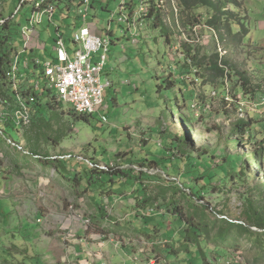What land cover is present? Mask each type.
Masks as SVG:
<instances>
[{
    "label": "rangeland",
    "instance_id": "374dc122",
    "mask_svg": "<svg viewBox=\"0 0 264 264\" xmlns=\"http://www.w3.org/2000/svg\"><path fill=\"white\" fill-rule=\"evenodd\" d=\"M78 1L64 0L61 10L55 8L50 24L45 20L35 27L46 52L53 54L56 27L64 37L71 38L72 28L82 24L85 7L78 5ZM235 1L238 13L243 17L242 31L245 32L240 40L225 32L221 33V38L216 30L203 23L194 21L190 26L195 28L192 29L193 40L197 39L196 43L191 40L189 45L191 55L198 53L201 58L217 54L218 60L226 63L228 77L208 86L205 85L208 75L203 71L195 74L197 67L191 62L188 50L179 47L178 34L171 36L169 32L168 36L172 37L169 43L165 26L154 28L147 22L132 42L129 35L119 34L121 26L116 24L120 0H94L88 7L85 23L97 25L104 37L107 31L112 33L106 66L100 75L102 83L106 80L112 83L104 92L102 114L107 121L101 122L97 114L88 116L87 121L78 119L69 104L61 103L59 123L69 131L60 145L45 147L48 154L59 159L72 156L86 163L91 160L101 168L106 164L110 167L124 165L122 168L131 166L138 171V158L142 155L149 153L150 158V154H155L157 160L161 159L158 157L163 156V138L171 140L176 136L177 142L185 137L188 139L185 147L180 148V152L173 150L170 157L168 155L172 164L170 170H165L173 173L169 180L176 192L178 187L181 188L179 180L184 178L177 172L185 174L200 168V172L214 175L215 188L203 196L212 216L236 221L246 208L247 198L252 199L258 209L264 208V157L260 168L251 158L264 144V0ZM32 4V0H0V14L12 13L14 22L25 26ZM133 4L137 10L140 0H133ZM193 13L202 21L210 16L205 9ZM108 21L111 23L107 24ZM14 44L16 51L22 49L19 34L15 36ZM48 52L41 58L43 61H52ZM30 56L31 53L26 51L22 58L30 59ZM20 72L33 88L36 84L38 90L43 88L44 103L48 91L40 68L33 67L30 62L28 67L21 64ZM243 77L248 82L246 85ZM164 80L173 81L174 87L165 88ZM0 104L8 115L10 105ZM237 121L249 123L250 133L233 134ZM4 123L5 120L0 118V130L9 139L0 143V227H7L12 216L16 222H21L20 226L25 225L21 233L20 226L13 230L21 234L22 241L11 242V245L6 240L0 241V254L4 253L5 261L30 264L28 258L22 263L15 256V248L29 254L33 251V264H179L177 260L183 259L184 255L172 261L165 259L160 251H152V241L134 233L142 230L150 234L153 230L150 221L157 220L160 236L174 241L182 225L179 219L161 215L167 212L166 204L174 194V189L166 187L167 177L162 174V169L150 163V168L143 169L149 178L142 180V184L146 186L147 197L151 196L155 201L149 208L159 206L158 212H149L143 217L141 212L134 210L136 201L140 200L135 197L140 194L141 186L129 181L116 188L115 192L119 194L110 202L102 198L100 211L105 217L103 221H93L91 218L99 212L96 203L100 198L96 201L92 193L71 187L53 168L42 167L32 157L23 161L16 153L24 146L22 134L2 125ZM181 124L184 126L179 127ZM129 158L131 162H128ZM180 159L182 163L178 162V167L175 160ZM78 161L72 160L71 164ZM242 161L244 171L240 168ZM220 172L245 173L238 177V183L232 182L229 176L225 187L220 188ZM162 190L167 191L163 194ZM175 196L180 200L178 208L188 214L190 203L185 202L179 192ZM221 211L223 213H219ZM153 213H158L159 217ZM147 219L151 220L145 225L143 220ZM159 241L164 242L161 238ZM7 247L13 248L4 250ZM248 247L241 243L237 250L228 249L219 261L212 255L209 259L212 264H264V259H256L255 251L249 252Z\"/></svg>",
    "mask_w": 264,
    "mask_h": 264
},
{
    "label": "trees",
    "instance_id": "16d2710c",
    "mask_svg": "<svg viewBox=\"0 0 264 264\" xmlns=\"http://www.w3.org/2000/svg\"><path fill=\"white\" fill-rule=\"evenodd\" d=\"M93 1L94 0L90 1L91 5ZM81 2L82 0H79L78 5H80ZM62 3H64V0H47V4H53L55 8L59 10L62 9ZM178 4L181 9V21L184 26H186V24H193L194 21L196 23H203L216 30L221 38V33L225 32L231 37L235 35L234 37L238 38V40H240L245 33L242 31V28H244L242 22L243 17L238 13V5L235 0H178ZM200 9H205L210 13V16H207L204 21L201 20V17H194L193 12ZM151 15H153V21L150 23V26L154 28L160 27L162 24L159 14L157 12L153 13L151 9L149 17H151ZM197 15L200 16V14ZM186 18H188V20ZM14 19L15 16H12V13H6L5 15L3 13L0 14V103L4 102V104L10 105V113L13 111L16 104L14 101V93L11 89V82L6 78V72L9 70L12 58L16 52L14 39L18 34L19 25L14 22ZM168 33L169 31L167 29L166 41L170 43ZM189 47L190 46L185 43H182L180 46V48L188 50L187 54L191 57V62L197 67L195 74L203 71L208 75L205 85L214 86L217 80H223L225 77H228V73L225 71L226 63L219 61L217 54H213L210 57L203 56L198 58V53L191 55ZM31 64L35 67L34 63ZM243 82L245 85L248 83L244 77ZM179 83L181 82H178V84ZM174 85L175 83L173 81H165L164 84L165 88L168 89L173 88ZM42 91L43 88L41 90L32 89L28 81H26V85H24L21 90L22 98L25 103H27L32 114L31 124L29 126L16 128L9 120L5 121L6 123L2 125L14 129L17 134H22L24 146L22 149H17L16 153L18 152L23 161L32 157L36 162L40 163L42 167L53 168L56 175L63 181H66L71 187H76L82 192L86 191L92 193L95 195L94 198L96 201L100 198V201L96 203L99 212L91 218L93 221H103L102 219L105 217V213L102 210L100 211L102 207V198H106L107 201L110 202L113 196H118L119 194H116V188L121 187V184L129 183V181H134L141 186V189H138L141 191L140 194L135 197V199H140L136 201L134 206L136 212H141L144 217V215H148L149 212L151 213L159 209V206H156L155 209L149 208L152 207L155 201H153L154 199H152L151 196L147 197L148 193H146V186L142 184V180H147L149 178V174L144 172L143 169L150 168L148 167V163H150L159 167L160 170L162 169V174L167 177L165 183H167L168 186L166 187L174 189L172 198H170L166 204L167 212L161 215L182 221V225L179 226V230L176 232L175 240L173 241L164 239L163 235L160 236V229L157 228L158 226L156 224L157 220H143L145 225L151 220L150 222L153 224L152 232L149 234L148 232L139 230L134 233L142 234L149 241H152V251H156L155 253L160 251L165 259L170 261L175 260L179 255H184L182 260H177L179 264H212L209 255H212L216 261H219L228 249L237 250L241 243H246L249 246L247 249L249 252L255 251L256 259H264V208L258 209L254 205L252 199L249 200L247 198L246 208L236 221L228 220L226 217L218 219L212 216L211 213L208 212V204L205 205L203 202V196L205 194H210L215 188L212 183L214 175H211L210 172H200V168H196V172H185V174L177 172L181 177L184 175L183 180H179L178 182L181 188L178 187L177 192L181 193V197L184 198L185 202L188 201L187 203H190L187 205L189 210L188 214H183V211L178 208L180 200L176 198V189L169 180L173 173L165 172V170H170L169 165L172 164V161L169 159L171 156L170 152L173 150L180 152V148L185 147L188 142L187 138H180L177 142L175 141L178 140L176 136H173L171 140L170 138H163L164 140L161 148L163 156L158 157L161 159L157 160L155 154H153L154 156L150 154L151 157L149 158V153L146 152L147 154L138 158V160H140L138 162L140 170L138 171L131 166L122 168L124 165L110 167V165L106 164L105 167L101 168L94 161L88 160L86 163V161H78L72 156L59 159L58 157L50 156L45 150V147L48 148L60 145L61 140L66 137L69 130L59 123L61 121L59 115V113H61V104L58 103L49 92L47 93V99H45L43 103L42 100L44 98L42 97ZM31 98L32 100H30ZM67 114L71 115L70 112H67ZM76 115L78 119L87 121L88 116ZM181 126H184V124L179 125V127ZM249 126V123L237 121L233 128V134H248L250 133ZM0 131V143L8 141L9 139L6 138L4 131ZM10 141L15 143L12 139H10ZM158 145L161 146V144ZM15 148H17V146ZM263 157L264 144H262L260 150L253 152L251 155V158L256 161V166L258 168L261 167ZM15 159L18 160L20 157H16ZM72 160L78 162L72 165ZM180 160H175L176 165L178 162H180V164L182 163V160ZM128 162H131V158L128 159ZM242 162L243 164L240 163V168L244 171V161ZM244 173L245 172H220V176H218L220 188L225 187L229 176L232 182L238 183V177ZM187 175L189 176L188 178L186 177ZM134 191L135 193L137 192L136 189ZM166 191L167 190H162V193L165 194ZM184 191L188 192L184 194ZM120 196H122V194ZM214 213L215 212H213V214ZM219 213L223 212L221 211ZM152 215L159 217L158 213H153ZM102 223L111 225L110 222ZM159 238L163 239L164 242L161 243ZM231 264L236 263L232 262Z\"/></svg>",
    "mask_w": 264,
    "mask_h": 264
},
{
    "label": "built area",
    "instance_id": "2783aa9c",
    "mask_svg": "<svg viewBox=\"0 0 264 264\" xmlns=\"http://www.w3.org/2000/svg\"><path fill=\"white\" fill-rule=\"evenodd\" d=\"M32 1L33 7L27 24L19 26L18 30L22 39V49L14 53L10 68L6 72V78L11 82L16 106L8 115L4 112V108L0 107V118L5 121L9 120L16 128H24L31 124L32 114L21 95V90L26 85L27 79L20 72L21 64L28 67V63L31 62L35 64L36 68H40V75L45 80V89L49 93H53L58 103L69 104L76 114L85 116L97 114L100 121L105 123L107 120L102 114L104 92L112 83L108 80L102 83L100 75L106 66L112 33L107 31V36L104 37L103 33L101 36L91 31L88 24L85 23L88 7H91V0H82L80 5L85 7L84 14H82L83 22L72 32L70 38L72 46H67L63 34L57 31L54 38L52 61H33L28 57L22 58V55L31 47L35 27L45 20L50 24L55 11V6L47 4V0ZM133 5V0H120L118 4L119 16H117L116 24L121 26L119 31L121 36L129 35L132 42H135L141 27L147 22L148 26L152 23L153 15L149 17V12L152 9L153 13L159 14L161 24L169 30L171 36L173 33L178 34L179 40H182H180L179 47L182 43L191 44L192 29L195 28L190 26L194 24H186V26L182 24L178 0H140L137 10H134ZM110 23V21L107 22V24ZM189 33L190 35L187 37ZM171 36L170 40H172ZM193 41L196 43L197 39ZM31 87L37 90L38 84L34 88Z\"/></svg>",
    "mask_w": 264,
    "mask_h": 264
},
{
    "label": "crops",
    "instance_id": "0c3cea01",
    "mask_svg": "<svg viewBox=\"0 0 264 264\" xmlns=\"http://www.w3.org/2000/svg\"><path fill=\"white\" fill-rule=\"evenodd\" d=\"M88 26H89V28L91 29L92 32L96 33L97 35H101L102 36V30H100L97 25H94L93 23H90V24H88ZM75 28L76 27L72 28V32L74 31ZM57 31H59V27L55 28V33H57ZM40 36L41 35H40L39 32H37V33L35 32V34L33 36V39L31 41V47L29 49V52L31 53L30 59H33V61H35V60L43 61L41 58H44L45 53L47 54V52H48V51L46 52L44 44L40 41ZM63 38H66L65 40H66L67 46H72L70 44V38L69 37H64L63 36ZM48 54L51 55V59H52V52H48ZM9 213H10L11 216L14 215V214H11V212H9ZM15 220L16 219L14 218V216H12L11 219L8 221L9 224H8L7 227H5V226H1L0 227V230H1L0 231V241L6 240L7 244H9V245L12 244L11 242L15 243L16 241H19V242L22 241L20 233L22 232V229L25 230V225L24 226H20L21 222L19 220H18L19 222H16ZM18 226H20V233L19 234H17L16 231H13V230H16L18 228ZM12 246H14V245H12ZM12 248H8L7 247L4 250H8L9 251ZM23 251H24V253H23ZM23 251L21 249L15 248L14 249V254H15L16 257H19V259H21L22 263L25 261V259L28 258L29 261H30V264H33V256H32L33 255V251H32V254L27 253L26 250H23ZM1 254H0V258L3 259L4 258L3 257L4 253H1ZM1 262H3V263H0V264H11V263H8L7 261H5L4 259Z\"/></svg>",
    "mask_w": 264,
    "mask_h": 264
}]
</instances>
